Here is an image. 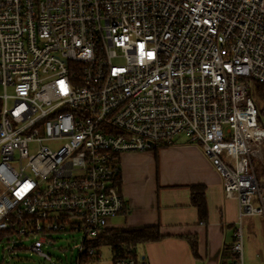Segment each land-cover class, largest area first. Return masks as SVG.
<instances>
[{"label":"built area","instance_id":"built-area-1","mask_svg":"<svg viewBox=\"0 0 264 264\" xmlns=\"http://www.w3.org/2000/svg\"><path fill=\"white\" fill-rule=\"evenodd\" d=\"M254 83L264 0H0V244L48 259L47 234L79 231L76 264L99 261L92 238L125 212L120 154L184 135L236 202L224 264H243L242 219L264 221Z\"/></svg>","mask_w":264,"mask_h":264},{"label":"crops","instance_id":"crops-1","mask_svg":"<svg viewBox=\"0 0 264 264\" xmlns=\"http://www.w3.org/2000/svg\"><path fill=\"white\" fill-rule=\"evenodd\" d=\"M118 191L125 212L108 219L109 227L156 225L161 238L136 244V257L147 264H224L222 250L233 241L237 207L225 198L221 178L196 143L185 138L148 152L120 154ZM203 187L206 212L191 203L190 187ZM243 264H264V221L243 218ZM247 241L245 242V236ZM253 240L251 254L248 241ZM195 241V253L191 242Z\"/></svg>","mask_w":264,"mask_h":264},{"label":"rangeland","instance_id":"rangeland-1","mask_svg":"<svg viewBox=\"0 0 264 264\" xmlns=\"http://www.w3.org/2000/svg\"><path fill=\"white\" fill-rule=\"evenodd\" d=\"M11 89L7 88V93H11ZM3 86L0 85V94H3ZM261 125L264 128V116L260 119ZM184 135H180L178 139H183ZM55 144H51L54 146ZM264 161V160H263ZM255 175L258 181L264 182V163H254ZM243 220V219H242ZM237 226V225H236ZM245 236V232H244ZM81 232H51L46 236V243L43 245V252L50 258L46 259L36 253H32L25 248H18L14 251L7 249L6 245L0 244V264H76L78 256L77 252L81 243ZM245 242L247 241L245 236ZM31 239L24 240V246H28ZM52 240L53 243L49 241ZM249 251H252L253 240L248 241ZM97 251L100 253V259L92 264H110L112 255L109 246H100ZM247 255V253H246ZM243 256V259L246 258ZM247 261V259H245Z\"/></svg>","mask_w":264,"mask_h":264},{"label":"trees","instance_id":"trees-1","mask_svg":"<svg viewBox=\"0 0 264 264\" xmlns=\"http://www.w3.org/2000/svg\"><path fill=\"white\" fill-rule=\"evenodd\" d=\"M255 90L254 102L258 109H260V97L258 92L262 91L264 94V87L260 84H253ZM257 91V94H256ZM118 186V179L116 180ZM191 203L198 208L199 213L202 215L206 212L203 203V187L200 185H194L190 187ZM159 228L156 225L140 226V227H107L100 232L97 236L92 238L91 247L96 249V259L100 258V253L97 249L100 246H109L112 255V260L122 257L137 258L135 253L136 244L140 242H151V240H157L161 238ZM193 253H195V241L191 242ZM196 254V253H195ZM235 257V253L231 250V244L226 245L222 250L221 259L229 261Z\"/></svg>","mask_w":264,"mask_h":264}]
</instances>
